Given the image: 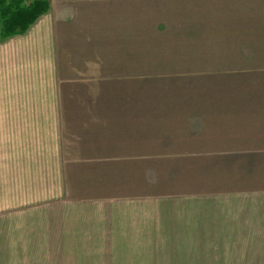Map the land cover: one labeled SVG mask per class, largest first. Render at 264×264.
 I'll list each match as a JSON object with an SVG mask.
<instances>
[{
    "label": "crops",
    "instance_id": "0c3cea01",
    "mask_svg": "<svg viewBox=\"0 0 264 264\" xmlns=\"http://www.w3.org/2000/svg\"><path fill=\"white\" fill-rule=\"evenodd\" d=\"M47 1L0 264H264V0Z\"/></svg>",
    "mask_w": 264,
    "mask_h": 264
},
{
    "label": "rangeland",
    "instance_id": "374dc122",
    "mask_svg": "<svg viewBox=\"0 0 264 264\" xmlns=\"http://www.w3.org/2000/svg\"><path fill=\"white\" fill-rule=\"evenodd\" d=\"M35 0H28V2ZM2 23L0 16V25ZM1 46L0 60V213L11 210V63ZM2 215V214H1ZM1 227V226H0ZM8 227L4 222L3 230ZM3 230L0 233H3Z\"/></svg>",
    "mask_w": 264,
    "mask_h": 264
},
{
    "label": "trees",
    "instance_id": "16d2710c",
    "mask_svg": "<svg viewBox=\"0 0 264 264\" xmlns=\"http://www.w3.org/2000/svg\"><path fill=\"white\" fill-rule=\"evenodd\" d=\"M0 0V16L3 23L1 37L24 32L43 12L49 8L47 0Z\"/></svg>",
    "mask_w": 264,
    "mask_h": 264
}]
</instances>
